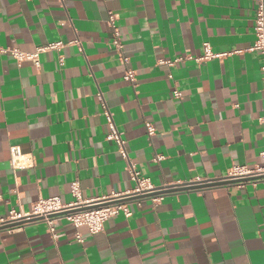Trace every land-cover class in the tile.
<instances>
[{
	"label": "crops",
	"instance_id": "obj_1",
	"mask_svg": "<svg viewBox=\"0 0 264 264\" xmlns=\"http://www.w3.org/2000/svg\"><path fill=\"white\" fill-rule=\"evenodd\" d=\"M257 7V0H0V47L67 43L43 53L40 67L0 52V217L30 211L42 197L73 202L76 179L84 200L136 186L128 160L107 139L100 91L130 160L158 187L263 164L262 55L249 50ZM110 12L135 84L124 79L126 65L111 45ZM76 38L83 51L70 43ZM205 42L216 52H241L188 58L201 55ZM147 121L157 128L153 136ZM13 144L32 153V167L12 166ZM129 207L131 216L109 218L99 233L80 228L84 242L67 220L57 240L43 221L0 230V264H264V181Z\"/></svg>",
	"mask_w": 264,
	"mask_h": 264
},
{
	"label": "built area",
	"instance_id": "obj_2",
	"mask_svg": "<svg viewBox=\"0 0 264 264\" xmlns=\"http://www.w3.org/2000/svg\"><path fill=\"white\" fill-rule=\"evenodd\" d=\"M258 7L255 18V35L256 40L249 48L251 51H259L262 55V114L258 121L264 127V0H257ZM117 15L114 12L109 13L108 23L111 27L112 38L111 45L119 52L122 62L126 65L124 79L135 84L138 80L137 71L131 66V57L125 49V37L120 27L117 24ZM70 43L75 44L83 51L82 41L79 38L74 39ZM67 43L63 41L51 42L46 45L37 47L34 51H24L19 48L0 47V52H11L19 63L31 61L36 67L42 64V54L51 51H60ZM232 52H216L210 42L204 43V52L196 57L189 56L190 59H195L197 62H203L213 58H223ZM185 57H180L178 60H183ZM175 61H168V64L174 65ZM61 65L65 64L63 56H60ZM172 78L173 76L170 75ZM176 98H182L183 92L179 89L174 90ZM98 97L103 106V114L109 125V133L107 139L114 141L119 148L121 155L128 160V172L131 178L136 182V186L121 193H114L109 197L96 200H84L81 194V185L78 179L71 184V191L75 200L70 203H65L59 196L38 199L30 211H20L12 208L8 215L0 217V230L13 232L17 229H22L26 225L34 222L43 221L48 225L49 234L57 240L61 234L57 231L61 221L67 220L76 229V238L80 242L85 241V236L79 231L80 228L86 227L90 234H96L104 230L106 221L120 213H124L127 217L132 215L129 207L130 202L136 201L141 205L142 201L150 200L154 205H158L165 195L180 191L183 187H190L198 184H225V186H245L247 184L256 185L258 182L264 181V163L250 167L248 165L235 164L231 166L227 173L222 177L212 179H198L197 181L176 183L158 187L153 184L149 177L141 175L130 158L127 150L126 139L123 132L118 128L114 119V115L107 105V102L102 94L98 92ZM148 134L153 136L157 133V128L154 123L146 122ZM11 164L15 169L32 167L35 163L32 153L23 151L21 145L13 144L10 146ZM264 159V150L261 152ZM164 155L158 154L155 159L161 160Z\"/></svg>",
	"mask_w": 264,
	"mask_h": 264
},
{
	"label": "water",
	"instance_id": "obj_3",
	"mask_svg": "<svg viewBox=\"0 0 264 264\" xmlns=\"http://www.w3.org/2000/svg\"><path fill=\"white\" fill-rule=\"evenodd\" d=\"M213 186H225V184H221V185H215V184H198V185H193V186H190V187H183L182 190H198V189H202V188H205V187H213Z\"/></svg>",
	"mask_w": 264,
	"mask_h": 264
}]
</instances>
